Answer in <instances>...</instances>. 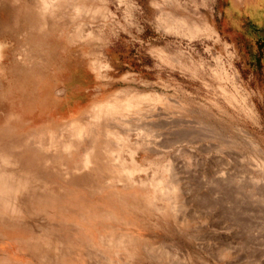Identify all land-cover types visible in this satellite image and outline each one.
Listing matches in <instances>:
<instances>
[{
	"label": "rangeland",
	"instance_id": "rangeland-1",
	"mask_svg": "<svg viewBox=\"0 0 264 264\" xmlns=\"http://www.w3.org/2000/svg\"><path fill=\"white\" fill-rule=\"evenodd\" d=\"M51 1L0 0V264H264V0ZM98 107L156 147L135 130L121 153L179 182L174 217L103 169L45 167L63 136L80 161Z\"/></svg>",
	"mask_w": 264,
	"mask_h": 264
},
{
	"label": "bare ground",
	"instance_id": "bare-ground-1",
	"mask_svg": "<svg viewBox=\"0 0 264 264\" xmlns=\"http://www.w3.org/2000/svg\"><path fill=\"white\" fill-rule=\"evenodd\" d=\"M49 2L51 3L52 1L46 0V3H45L46 6L50 4ZM74 5H75V2H74ZM54 7H55V3H54ZM75 10L80 12L81 9L80 10L75 9ZM88 11L90 10L88 9ZM165 18H167V16ZM168 19L169 18H167L166 19L167 21L166 20L165 21L169 25V23H172V20L171 22H168L169 21ZM187 26H189V24ZM190 27H192V25ZM119 96H120V93L117 94L116 99ZM112 106H115V105H112ZM114 108L115 107H110L109 109H114ZM95 110H97V113L91 116V121H87V123L85 124L77 123L75 125V130H74L75 133L73 134L71 133L73 137L74 136L84 137L86 133V134H89L92 139L90 146L84 149V154L81 156L80 161L72 169L71 168L69 169L68 166H66L65 161H63V155L57 154L60 151L67 152L74 147V143H72L70 140L71 137L67 138L68 136H66L67 139H65L63 136L60 138V140L53 142L51 144V147L49 146L45 147L43 145L45 143H42L39 146V149H41L42 152L47 153V155L45 154L46 158L44 160L45 167H52V165H57L59 167H63V168L65 167L64 171L68 170L72 172H76V171L81 172L82 170H86V169H92V170H97L98 172L99 171L102 172V169H103L107 171V174L105 173L104 175L108 179V181L106 180L105 181L108 183L110 182L109 184H112L113 182H122L123 184L127 186L139 184V185L144 186L145 189H148V188L151 189L153 193L150 195L151 197L150 201H152V203L156 205L155 209L157 208L158 211L162 214H169L171 215V217H174L179 207L178 206L179 200H180L179 182L169 177L165 178V176H161V175L159 176L158 173L155 174L152 177V179H149V180H143L141 178L136 180L133 175L137 171L141 170V167L137 165V162L135 161V159L132 160L131 162H128L121 153V150L128 144L127 141H130L128 138L130 137L131 131H134V132L137 131V133L140 134L139 139L141 140L136 142V145L139 144L140 147H142L143 145L144 146L143 148H145V146L148 145L147 147L149 150L151 151L155 150L156 147L152 149L151 144H149L148 141L142 138V133H141L142 128L140 129L139 127L138 129L140 130L135 129L136 131L133 129L129 130L128 128H125L127 129L125 131L115 130L117 125L122 126L120 124L125 123V122H122V121L120 123L117 122V125H115L116 121L114 120V116H112V112L105 113L104 110L102 111L101 107H98ZM140 118L141 117H139V119ZM96 134L99 135L98 136L99 138L97 139L95 138ZM146 136L147 134L143 137H146ZM83 139L84 138H82V141ZM1 160L4 162L5 158L2 157ZM68 171L66 172V174H69ZM158 202H161V206L158 205ZM120 240L123 242L127 239H125V237H122L120 238ZM147 250H149V252L154 254V257L157 261L161 263H166V261L169 262L167 260L169 259V254L167 253L168 251H166L165 247L157 246L154 248H148Z\"/></svg>",
	"mask_w": 264,
	"mask_h": 264
},
{
	"label": "trees",
	"instance_id": "trees-1",
	"mask_svg": "<svg viewBox=\"0 0 264 264\" xmlns=\"http://www.w3.org/2000/svg\"><path fill=\"white\" fill-rule=\"evenodd\" d=\"M250 14H251V16H259V17H262V16H264L263 14L264 13H261V12H253V11H251L250 12ZM254 28H256L258 31H259V33H261V34H263V35H261V44H262V48L264 47V24L263 25H261V26H254Z\"/></svg>",
	"mask_w": 264,
	"mask_h": 264
}]
</instances>
